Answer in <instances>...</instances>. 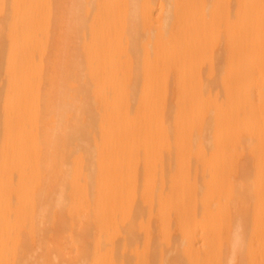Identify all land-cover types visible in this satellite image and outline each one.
Here are the masks:
<instances>
[{"label": "bare ground", "instance_id": "6f19581e", "mask_svg": "<svg viewBox=\"0 0 264 264\" xmlns=\"http://www.w3.org/2000/svg\"><path fill=\"white\" fill-rule=\"evenodd\" d=\"M0 264H264V0H0Z\"/></svg>", "mask_w": 264, "mask_h": 264}]
</instances>
